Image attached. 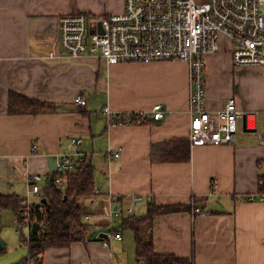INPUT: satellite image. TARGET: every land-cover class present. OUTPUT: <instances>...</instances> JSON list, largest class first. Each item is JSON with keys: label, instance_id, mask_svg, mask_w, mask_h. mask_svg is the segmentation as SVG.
I'll list each match as a JSON object with an SVG mask.
<instances>
[{"label": "crops", "instance_id": "obj_1", "mask_svg": "<svg viewBox=\"0 0 264 264\" xmlns=\"http://www.w3.org/2000/svg\"><path fill=\"white\" fill-rule=\"evenodd\" d=\"M123 11L124 0H0V194L45 202L50 163L73 155L71 140L79 138L78 150L94 166L95 193L80 200L88 238L47 248L42 264H139L132 230H118L122 240L108 248L88 240L107 231L109 212L131 206L135 195H152L157 206L190 207L154 218L147 233L157 253L194 264H264V66H235L231 41L221 36L220 48L205 57L207 108L219 111L235 97L240 109L255 113V126L239 119L235 145L191 147L187 62L107 65L96 56L64 54L62 16ZM11 93L55 104L57 111L11 115ZM78 96L84 107L75 104ZM155 105L166 108L161 122L110 126L103 114L107 108L149 112ZM120 149L118 158H108ZM171 150L180 158L189 151V158L169 159ZM34 175L42 177L39 194L29 193ZM151 203L125 217L146 215ZM88 214L96 219L87 223ZM121 220L114 221L117 229ZM0 236L5 252L20 249L16 263L29 256L28 227L24 222L21 229L12 208L0 209Z\"/></svg>", "mask_w": 264, "mask_h": 264}, {"label": "built area", "instance_id": "obj_2", "mask_svg": "<svg viewBox=\"0 0 264 264\" xmlns=\"http://www.w3.org/2000/svg\"><path fill=\"white\" fill-rule=\"evenodd\" d=\"M124 1V11L120 14L62 16L60 38L64 54L70 58L96 56L107 65L174 60L187 62L191 147L235 145L239 119H244L246 128H254L255 113L240 109L235 97L227 99L219 111L207 108L205 57L220 48V38L225 35L231 41L235 66H264V0ZM86 103L81 96L75 99V104L79 106L84 107ZM103 114L108 125L126 126L161 122L167 111L163 105H155L149 112L113 113L107 108ZM71 143L75 153L60 155L54 162L55 172H73L83 161V155L78 150L82 140L74 138ZM261 143L264 145V133ZM120 155L121 149L109 153L108 158ZM41 179L40 175L29 179V193L41 192ZM55 184L60 189L66 188L61 178H56ZM98 200L99 197L94 196L90 201L91 207H95ZM108 201L113 204L116 198L110 197ZM143 202H153V196L135 195L131 206L112 209L107 216V231L90 235L88 240L99 241L106 248L110 246V241L122 240L114 221L133 214L135 207ZM24 204L23 220L28 227L29 240L34 223L31 210L39 205ZM195 213L202 211L196 208ZM94 219L96 217L92 214L85 215L87 223ZM40 226L44 228L45 222Z\"/></svg>", "mask_w": 264, "mask_h": 264}, {"label": "trees", "instance_id": "obj_3", "mask_svg": "<svg viewBox=\"0 0 264 264\" xmlns=\"http://www.w3.org/2000/svg\"><path fill=\"white\" fill-rule=\"evenodd\" d=\"M55 104L27 98L11 93L8 112L11 115H38L54 113ZM173 150L169 151L171 158H180ZM189 158V151H184L182 160ZM56 178L66 183V189H60ZM264 192V179L261 182ZM45 202L31 210V220L38 224V232H31L29 242V256L16 264H42L41 256L49 247L68 246L73 242L86 241L89 228L83 221V209L80 200L92 197L95 193L94 166L86 156L73 172L51 173L45 188ZM24 200L18 196L0 194V209L12 208L15 210L18 224L24 227L23 210L26 208ZM40 210H43L42 212ZM190 210L189 206H157L149 204L147 214L144 216L124 217L120 221L118 230H132L136 240V258L139 264H194L192 259L177 257L172 254H159L154 249L153 239L148 237V228L154 218L174 212ZM45 222V227L40 224ZM25 240V239H24ZM5 250L0 247V256Z\"/></svg>", "mask_w": 264, "mask_h": 264}, {"label": "rangeland", "instance_id": "obj_4", "mask_svg": "<svg viewBox=\"0 0 264 264\" xmlns=\"http://www.w3.org/2000/svg\"><path fill=\"white\" fill-rule=\"evenodd\" d=\"M124 6H125V1H124ZM96 16H99V15H96ZM100 16H103V15H100ZM21 245L23 249H26V247H28L27 243H22ZM18 253H21L20 249L7 250L2 256H0V264H15L16 254Z\"/></svg>", "mask_w": 264, "mask_h": 264}, {"label": "water", "instance_id": "obj_5", "mask_svg": "<svg viewBox=\"0 0 264 264\" xmlns=\"http://www.w3.org/2000/svg\"><path fill=\"white\" fill-rule=\"evenodd\" d=\"M50 171L51 172H55L56 171L55 163L54 162H51L50 163ZM32 231L34 233L38 232V224L37 223H33ZM0 246H1L2 249H5V245H4V242H3V240H2L1 237H0Z\"/></svg>", "mask_w": 264, "mask_h": 264}]
</instances>
